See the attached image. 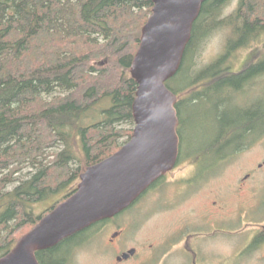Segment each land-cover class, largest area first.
I'll list each match as a JSON object with an SVG mask.
<instances>
[{
	"label": "trees",
	"instance_id": "obj_1",
	"mask_svg": "<svg viewBox=\"0 0 264 264\" xmlns=\"http://www.w3.org/2000/svg\"><path fill=\"white\" fill-rule=\"evenodd\" d=\"M227 3L203 4L182 67L167 82L177 96L172 82L188 68L202 31L220 24L217 16ZM153 8L152 0H0V258L75 193L88 167L117 153L131 138L138 89L131 66ZM262 16L264 0H240L232 21H222L233 26L229 51L264 33ZM221 63L206 78L220 72ZM204 88L185 100L189 110L209 95V84ZM78 154L84 166L76 167ZM67 188L49 212L34 216L37 203ZM100 223L37 252L39 262L66 264L78 246L74 240ZM27 225L30 229L22 231Z\"/></svg>",
	"mask_w": 264,
	"mask_h": 264
},
{
	"label": "rangeland",
	"instance_id": "obj_2",
	"mask_svg": "<svg viewBox=\"0 0 264 264\" xmlns=\"http://www.w3.org/2000/svg\"><path fill=\"white\" fill-rule=\"evenodd\" d=\"M239 3L240 0H228L223 13L217 16L220 24L213 25L206 33L202 31V35L197 40L188 59V68L186 66L180 76L172 82V86L178 90L181 99H189L188 97L191 98L196 92L205 90L204 85L208 81L206 74L214 64L222 61L220 68L233 66V69L236 70L248 54L260 49L263 45L264 33L258 38L250 40L244 48L238 45L230 51L228 50L229 43L235 39L233 26L225 25L222 21L230 19L232 21ZM262 20H264V16H262ZM191 83L192 85H188ZM182 87L185 88L182 90L180 89ZM260 89L264 94V85ZM206 100L207 98L204 97L203 103L201 102L202 104L197 107H193L192 103L193 108L187 110L186 116L190 120V125L186 130V141L182 147V161L164 179L161 187L157 188L158 191H164V199L150 205L148 201L152 196L149 194L134 206L133 209L135 210L126 212L120 219L99 226L91 234L90 241L78 245L74 249L73 257L66 264H114L116 256L114 248L118 249L120 241L123 242L124 240L128 243V249L132 247L139 249V255L129 263L124 264H264V243H247V245L241 246L240 241H236L240 237H251L250 234L254 232L253 230L247 232L243 230L242 232L240 227L244 229L248 225V221L258 223L264 219V135L257 143L242 152L227 151V156L224 157L226 151H221L222 155L218 156L212 148L208 149L210 116ZM94 114L96 112L89 115V120ZM123 142L125 140H122L121 143ZM78 156L81 158V154ZM199 157L201 162L197 164L196 170L201 172L203 169H208L203 173L204 176L201 181L196 179L195 184L190 185V177L195 170V165L192 162ZM224 158L227 159L226 162L219 161V159ZM78 166H84L83 157L77 161L76 167ZM248 174L253 175L252 181L259 179L263 182L259 190L261 204L253 211V218H241L232 222V226L238 228H230L233 229L232 235L229 228L226 232L222 230L220 233H227L223 235L227 240L208 238V236L201 240L191 238L187 240V235L194 233L193 228L196 226H193L184 235V241L176 244L177 235L175 231L182 218L193 221L192 219L208 213L211 209V203L221 199V196L229 197L227 199L228 207L230 210H234L237 207V202L233 198L235 195L232 187ZM209 176L212 177L204 184V187L199 189L198 187ZM185 179H188V182L184 181ZM183 182H186L185 193L179 200L177 194L181 193L180 188L184 186ZM198 189L199 193L193 194ZM69 191V188L64 189L45 201L37 203L33 210L34 216L38 218L49 212L50 206L61 201ZM177 200L179 203L182 201L183 203L176 207ZM130 217L135 219L131 228L127 222ZM121 221H125V224L120 225L119 228L116 222ZM29 229L30 226L27 225L22 231L25 232ZM119 229L124 230L123 236L115 243V246H112L113 234ZM204 229H206L205 233L210 230L208 225ZM22 231L17 233L13 239L20 237ZM166 239L168 243H166ZM150 245L154 247L151 248ZM145 246H147L146 249ZM157 247H160L158 248V250L160 249L159 255L156 253ZM192 248L195 250H191ZM195 254H197L196 257Z\"/></svg>",
	"mask_w": 264,
	"mask_h": 264
},
{
	"label": "water",
	"instance_id": "obj_3",
	"mask_svg": "<svg viewBox=\"0 0 264 264\" xmlns=\"http://www.w3.org/2000/svg\"><path fill=\"white\" fill-rule=\"evenodd\" d=\"M206 1L152 0V15L142 29L131 66L138 84L131 138L117 153L88 167L75 193L23 235L0 258V264H41L37 252L55 248L95 224L113 219L174 170L181 144L178 97L167 82L182 67ZM133 255L135 250L124 258Z\"/></svg>",
	"mask_w": 264,
	"mask_h": 264
},
{
	"label": "flooded vegetation",
	"instance_id": "obj_4",
	"mask_svg": "<svg viewBox=\"0 0 264 264\" xmlns=\"http://www.w3.org/2000/svg\"><path fill=\"white\" fill-rule=\"evenodd\" d=\"M247 45V44H246ZM246 45H243L244 48ZM243 75L244 78L238 81L236 79L238 76ZM263 76H264V43L260 49L254 50L250 54L246 56L244 61L240 64V66L234 70L233 66H226L221 68L220 72L214 71L212 77L208 79L207 83L209 84V95L207 98V106H208V114L210 116V125L208 130L209 135V145L208 149L212 148L215 152H217L218 156H221V151H226L225 156H227V151H234V152H242L246 150L248 147L257 143L264 135V94L260 88H262L263 84ZM234 77V78H233ZM178 97L179 105V127L178 133L181 140L180 144V154L179 159L177 162V168L179 163L182 161L183 157V149L184 141H186V130L190 125L189 120L187 119L186 113L189 110V106H186L185 99H181ZM190 98V97H188ZM219 161L226 162L227 159H219ZM201 162V158L199 157L194 162L195 170L194 174L191 175V183L190 185H194L196 179L201 181L207 169H203L201 172L197 169V164ZM173 170V171H174ZM171 171V172H173ZM169 172L165 177L154 183L133 205H131L127 210L122 212L121 214L117 215L113 219H109L106 221L101 222V226L105 223H110L116 219H120L123 214L128 211H133L135 209L134 206L142 200L145 196L149 194L155 198H150L148 203L152 205L153 203L158 202L160 199H164V191L157 190L160 188L164 179L171 173ZM196 172V173H195ZM214 176V175H212ZM209 176L205 182L202 183L201 187H204V184L210 179ZM253 175L248 174L242 177L237 183L232 187L233 194L237 202V207L234 210H230L228 207V198H224L221 196V199L214 200L211 203V209L208 213L201 215L196 219L191 220H182L178 223L177 229L175 234L177 235L176 244L182 243L184 240V235L188 232V229L196 226L194 229V233L188 234L186 239L189 238L193 240H201L208 236V238H222L224 237L223 233H220L222 230H227V228H231L232 222L237 221L241 218H253V211L261 204V199L259 198L260 195V188L262 185V181L259 179H255L252 181ZM184 181L188 182V179ZM186 183V182H185ZM185 183L183 182L184 186H181V193L177 194V199L183 196L185 193L184 187H186ZM199 189L194 192L199 193ZM66 196V195H64ZM249 198V199H248ZM154 200L153 202H151ZM178 201V200H177ZM59 202V201H58ZM56 202V203H58ZM54 203L50 207L53 208L55 206ZM177 203V204H176ZM175 206L177 207L182 202H176ZM179 203V204H178ZM139 210V209H138ZM133 221H135L134 217H130L128 219V223L130 224V228L133 226ZM248 225L243 229L240 227L239 229L245 230H253L254 232L250 234L251 237L246 238H239L236 239L240 241L241 246L247 245V243H255V244H262L264 243V219L261 222H253L248 221ZM118 227L120 225L125 224V221L116 222ZM208 225L209 229L207 233L204 227ZM234 228V227H233ZM238 229V228H234ZM199 230V232H198ZM232 230L230 229V234L232 235ZM122 229H119L113 234V239L111 240L112 246H115V243L119 241V239L123 236ZM236 231V230H234ZM87 233L78 236L74 242L79 246L84 244L85 242L90 241L91 233ZM116 236V237H115ZM73 243V242H72ZM166 243L168 240L166 239ZM251 245V244H250ZM165 246V245H163ZM163 246H161L163 248ZM153 248V245H150ZM190 248V246H188ZM147 246H145V249ZM156 248V253L159 255L160 249ZM161 248V249H162ZM116 250V256L114 260V264H124L129 263L135 257L139 255V249L136 247H132L128 249V243L120 241L119 247ZM131 250H135V255L130 256L128 259L124 258V255L129 253ZM158 250V252H157ZM191 250H195L192 248ZM155 253V255H156ZM197 254H195V257ZM194 257V258H195Z\"/></svg>",
	"mask_w": 264,
	"mask_h": 264
}]
</instances>
